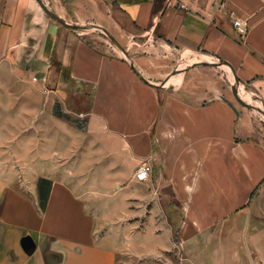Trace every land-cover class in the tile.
I'll return each instance as SVG.
<instances>
[{"label":"crops","instance_id":"crops-1","mask_svg":"<svg viewBox=\"0 0 264 264\" xmlns=\"http://www.w3.org/2000/svg\"><path fill=\"white\" fill-rule=\"evenodd\" d=\"M43 1L127 56L0 0V152L50 153L0 175V264H264V0Z\"/></svg>","mask_w":264,"mask_h":264},{"label":"rangeland","instance_id":"rangeland-1","mask_svg":"<svg viewBox=\"0 0 264 264\" xmlns=\"http://www.w3.org/2000/svg\"><path fill=\"white\" fill-rule=\"evenodd\" d=\"M70 24L80 26L81 29H73V28H69V29H71L73 32L79 33L80 36L82 38H84L89 43L101 45L103 43V41L109 40L108 37L105 34H102L100 31L91 30L92 25H90L89 23H82V24L70 23ZM194 60L195 59L187 61L186 64H182L178 70L173 71L171 76H174L175 74H180L182 72V69H181L182 67H191L190 64ZM196 63H198V62H196ZM212 65L213 64L200 66V67H203L199 70L200 71L199 76L201 78L200 86L206 87L208 85H212V86H215L216 88L221 87L222 92L224 94H226L229 97L230 96L232 97L231 91L229 89V84H230L229 74L224 70H220V68H213L214 66H212ZM239 107H241V105ZM254 111H256V110H254ZM254 113L258 115L257 111ZM250 129L251 130L255 129L257 131V134H255V132H252V134H250L251 138H254L255 140H259V141L264 142V116H263L262 121L258 120V119H254V120L251 119ZM4 139H5V137H0V141H4ZM49 154L50 153L33 152V151H29V152H0V175L6 174V168L7 167L9 168L11 173L16 175L17 171L19 170L18 168L20 167V164H22L25 167V166H30L33 163H36L37 161H41V162L47 161ZM115 191H117V190L115 189L114 192ZM98 200H97L98 205L103 203L101 197H99ZM109 218L110 219L112 218L111 223H113V224L118 223V217H109ZM109 218L106 219V221H109L108 223H110ZM177 257L178 256L175 255V258H177Z\"/></svg>","mask_w":264,"mask_h":264},{"label":"water","instance_id":"water-1","mask_svg":"<svg viewBox=\"0 0 264 264\" xmlns=\"http://www.w3.org/2000/svg\"><path fill=\"white\" fill-rule=\"evenodd\" d=\"M37 4L39 5V7L41 8V10L49 17L51 18L52 20H54L55 22L63 25L64 27L66 28H73V29H81L80 26L78 25H72L70 23H67L66 21H64L63 19H61L60 17H58L55 13H53L49 7L44 3L43 0H36ZM106 36L108 37V39L116 46L118 47L119 49H121V51L127 56L126 52L123 50V48L120 46V44L116 41V39L114 37H112L109 33H106ZM210 63H206V62H198V63H192L190 64L191 67H196V66H205V65H208ZM132 69L134 70V72L136 73V75L144 82L148 83L147 80H145L142 76L139 75V73L137 72V70L132 66ZM238 101L246 106V107H249L247 106L239 97H238ZM229 106L233 109V111L238 114V111L236 110V108L231 104V103H228ZM257 111L259 112H262L261 110L259 109H256Z\"/></svg>","mask_w":264,"mask_h":264},{"label":"built area","instance_id":"built-area-1","mask_svg":"<svg viewBox=\"0 0 264 264\" xmlns=\"http://www.w3.org/2000/svg\"><path fill=\"white\" fill-rule=\"evenodd\" d=\"M231 22H232L233 28L235 29L236 35L239 38H243L244 35L247 32L246 24L243 23L240 19H237V18L232 19ZM31 80L32 81H35L36 80V77L35 76L31 77ZM151 171H152L151 165L148 162H142L137 167V169L135 170V172H134V178L137 181H146L148 179Z\"/></svg>","mask_w":264,"mask_h":264}]
</instances>
